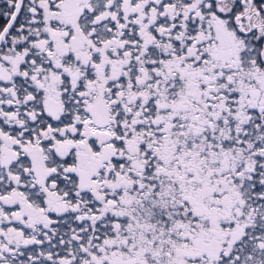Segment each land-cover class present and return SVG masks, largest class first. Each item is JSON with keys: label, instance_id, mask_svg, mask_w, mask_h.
<instances>
[{"label": "snow or ice", "instance_id": "snow-or-ice-1", "mask_svg": "<svg viewBox=\"0 0 264 264\" xmlns=\"http://www.w3.org/2000/svg\"><path fill=\"white\" fill-rule=\"evenodd\" d=\"M0 264H264V0H0Z\"/></svg>", "mask_w": 264, "mask_h": 264}]
</instances>
